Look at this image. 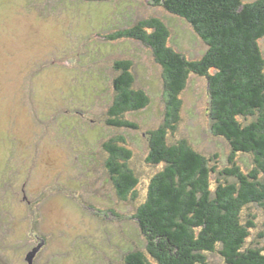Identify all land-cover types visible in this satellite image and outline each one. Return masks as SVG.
<instances>
[{
    "label": "rangeland",
    "instance_id": "obj_1",
    "mask_svg": "<svg viewBox=\"0 0 264 264\" xmlns=\"http://www.w3.org/2000/svg\"><path fill=\"white\" fill-rule=\"evenodd\" d=\"M152 17L191 59L207 50L189 22L151 0H0V264H126L132 251L148 255L135 216L164 166L147 161L149 132L166 120L164 69L142 41L109 36ZM259 44L264 55V38ZM122 60L132 61L134 86L150 98L125 114L136 128L107 122ZM180 98L169 142L187 139L229 165L232 148L213 132L206 77L190 75ZM120 135L139 180L127 199L106 166L104 144ZM236 158L243 169L254 166L252 155ZM244 214L256 222L247 246H262L264 207ZM207 264L227 263L209 253Z\"/></svg>",
    "mask_w": 264,
    "mask_h": 264
},
{
    "label": "trees",
    "instance_id": "obj_2",
    "mask_svg": "<svg viewBox=\"0 0 264 264\" xmlns=\"http://www.w3.org/2000/svg\"><path fill=\"white\" fill-rule=\"evenodd\" d=\"M189 22L207 44L205 53L191 59L169 44L170 29L161 19L140 20L116 31L111 39L131 38L153 49L164 69L166 120L149 132L147 161L163 164L151 179L148 198L136 213L147 243L146 251H132L126 264H207L209 253L227 264H264L262 246H247L256 227L255 215L244 214L252 204L264 207V0H151ZM132 61L116 63L115 98L109 125L136 128L125 118L149 103L146 91L135 88ZM206 77L210 117L215 135L232 151L229 165L220 155L207 156L187 139L171 143L182 110L180 93L190 75ZM252 116L253 120H246ZM106 166L122 199L139 182L129 161L133 152L123 136L105 142ZM252 155L254 166L243 169L236 154ZM214 180V181H213Z\"/></svg>",
    "mask_w": 264,
    "mask_h": 264
}]
</instances>
